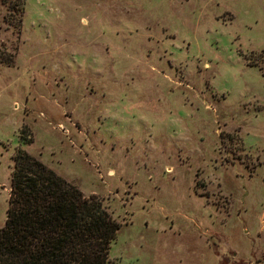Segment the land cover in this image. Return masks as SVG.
I'll return each mask as SVG.
<instances>
[{
	"label": "rangeland",
	"instance_id": "obj_1",
	"mask_svg": "<svg viewBox=\"0 0 264 264\" xmlns=\"http://www.w3.org/2000/svg\"><path fill=\"white\" fill-rule=\"evenodd\" d=\"M0 7V229L23 150L122 229L106 264H264V0Z\"/></svg>",
	"mask_w": 264,
	"mask_h": 264
},
{
	"label": "trees",
	"instance_id": "obj_2",
	"mask_svg": "<svg viewBox=\"0 0 264 264\" xmlns=\"http://www.w3.org/2000/svg\"><path fill=\"white\" fill-rule=\"evenodd\" d=\"M25 0H0L5 21L22 23ZM0 264H106L122 229L95 197L23 150L13 158Z\"/></svg>",
	"mask_w": 264,
	"mask_h": 264
}]
</instances>
